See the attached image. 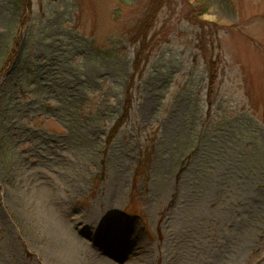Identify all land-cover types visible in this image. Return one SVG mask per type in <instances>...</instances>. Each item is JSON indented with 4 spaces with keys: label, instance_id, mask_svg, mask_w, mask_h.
Here are the masks:
<instances>
[{
    "label": "rangeland",
    "instance_id": "rangeland-1",
    "mask_svg": "<svg viewBox=\"0 0 264 264\" xmlns=\"http://www.w3.org/2000/svg\"><path fill=\"white\" fill-rule=\"evenodd\" d=\"M153 1L0 0V264H264V0Z\"/></svg>",
    "mask_w": 264,
    "mask_h": 264
},
{
    "label": "trees",
    "instance_id": "trees-1",
    "mask_svg": "<svg viewBox=\"0 0 264 264\" xmlns=\"http://www.w3.org/2000/svg\"><path fill=\"white\" fill-rule=\"evenodd\" d=\"M162 0H154L153 1V3H152V10H153V12H152V17H150V15L149 16H147V21H148V19H149V22L152 20V18H154L155 17V12L156 11H158L159 10V7L162 5ZM203 11H206V7L203 9ZM150 25H152V23L150 22ZM146 33V32H145ZM148 33H146V35H147ZM214 74H212V76H213ZM131 106V100L129 99V101H127V106H126V108H127V110H126V112H125V114L123 115V117L122 118H120V120H117V122H116V124H115V128L113 129V130H117L122 124H123V122L125 121V119L127 118V116H128V107H130ZM114 132V131H113ZM109 140H110V138H109Z\"/></svg>",
    "mask_w": 264,
    "mask_h": 264
},
{
    "label": "bare ground",
    "instance_id": "bare-ground-1",
    "mask_svg": "<svg viewBox=\"0 0 264 264\" xmlns=\"http://www.w3.org/2000/svg\"><path fill=\"white\" fill-rule=\"evenodd\" d=\"M221 263H222V261L220 263L218 262L217 264H221ZM110 264H115V263H110Z\"/></svg>",
    "mask_w": 264,
    "mask_h": 264
}]
</instances>
